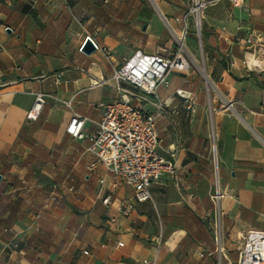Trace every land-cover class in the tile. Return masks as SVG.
<instances>
[{"label":"crops","instance_id":"1","mask_svg":"<svg viewBox=\"0 0 264 264\" xmlns=\"http://www.w3.org/2000/svg\"><path fill=\"white\" fill-rule=\"evenodd\" d=\"M188 3L0 0V264H173L187 231L166 220L188 212L200 219L203 241L185 264L206 262L201 251L213 257L216 246L209 247L212 234L201 218L210 210L215 177L204 106L191 90L192 66L186 74L171 72L157 98H150L164 105L156 119L158 150L174 163L151 185V199L137 202L133 188L99 162L88 170L94 161L88 135L102 114L98 104L115 94L113 69L136 50L167 49L171 28L178 33L183 27ZM251 32L264 42V0H248L244 8L213 0L204 11L208 74L217 77L213 83L224 96L207 108L226 191L221 209L224 236L231 237L227 252L234 249L232 238L243 241L248 230L264 229V58L261 68L247 67L245 59L254 61L243 38ZM87 36L97 45L90 54L81 51ZM194 44L190 36L185 48ZM123 87L138 91L128 83ZM177 88L197 97L195 112L186 111ZM37 92L45 94V103L30 120L26 114ZM133 103L155 111L150 102ZM73 112L86 117L82 138L65 131ZM100 178L105 190L111 188L109 205L102 202ZM123 200L134 205L127 215L118 208Z\"/></svg>","mask_w":264,"mask_h":264},{"label":"built area","instance_id":"2","mask_svg":"<svg viewBox=\"0 0 264 264\" xmlns=\"http://www.w3.org/2000/svg\"><path fill=\"white\" fill-rule=\"evenodd\" d=\"M231 6L244 8L248 0H226ZM213 0H190L182 16L183 27L180 35L171 28L177 38H186L190 30V20L193 21L196 35L200 34L201 20L206 8ZM168 24V21L165 19ZM246 53L254 62L245 59L247 67L261 68L259 61L264 58V42L261 35L251 32L243 38ZM258 61V62H257ZM232 63L230 62V65ZM191 61L185 54V49L156 51L145 53L136 50L123 64L116 66L109 78L115 91L114 96L98 106L102 108L97 127L88 135L90 145L87 151L94 155L88 170H92L99 162L123 184L133 188L134 199L144 202L151 199L150 187L157 182L165 171H172L174 163L166 160L158 150L159 137L156 131V119L164 111L162 102H153L151 97L157 98V88L168 84V75L171 72L187 73ZM104 83L107 80H102ZM128 83L138 89L132 92L123 87ZM175 95L183 98L186 111L191 114L196 110L197 97L184 88H177ZM134 99L150 102L155 111H147L133 103ZM45 103V94L37 92L34 103L26 117L35 120ZM85 115L73 112L65 126V131L72 138H82V127ZM212 164L215 177V189L210 194L212 209L207 211L201 220L207 224L214 235L216 251L220 254L223 247L220 240L222 209L221 202L226 195L225 189L220 188L217 173V157L215 132L212 130ZM100 191H104L103 204L109 205L112 191L104 189L103 178L99 179ZM133 203L127 200L119 202L118 208L123 215L129 214ZM243 245L239 249L234 264H264V229L248 230L243 236ZM118 245H122L118 242ZM86 252V251H85ZM210 252H199L203 257ZM142 264H155L143 259Z\"/></svg>","mask_w":264,"mask_h":264},{"label":"rangeland","instance_id":"3","mask_svg":"<svg viewBox=\"0 0 264 264\" xmlns=\"http://www.w3.org/2000/svg\"><path fill=\"white\" fill-rule=\"evenodd\" d=\"M210 1V0H209ZM148 4L149 1H147ZM190 2V0H189ZM189 4V3H188ZM150 7V5H148ZM190 30L189 33L186 35V38H177L176 35H174L172 32V37H171V43L169 46H167L165 50H170V49H177L179 47H182L187 51V55L189 54V57H191V66L192 68L190 69L194 71V76H195V82L194 87L191 88V90H194L199 98V101L202 103L204 106V115H205V121L204 123L206 124V136H207V147L208 151L210 152V158H212V144H213V139H212V130L215 132V125L212 121L209 109L208 103L211 102L212 100H217L219 101L221 98L224 99V96L221 94L219 91L217 85H215L213 82V79L216 78H211L208 74V68H207V59H206V48L204 45L203 41V17L201 20V29H200V34L196 35L195 30H194V25L193 21L190 20ZM178 31V36L180 35V30ZM193 37L195 44L190 50L185 48L186 40L188 37ZM163 50H159L160 52H164ZM196 61L198 66L202 68V71L198 70L196 68V64L193 61ZM213 77V76H212ZM189 78V77H188ZM168 79V78H167ZM210 82V83H208ZM214 87L217 92L221 94V97L217 94L214 89L211 88L210 85ZM165 86V85H164ZM159 90H157L158 94L161 93V88L158 87ZM215 144H216V157H217V137H216V132H215ZM218 167L219 165L217 164V173H218ZM221 176H219L220 180ZM220 184V183H219ZM220 188L222 189V186L220 185ZM215 189V184H213V189L212 192H214ZM151 193V191H150ZM210 209H212L213 205L210 201L209 206ZM168 225L170 227H181L184 228L187 231V235L185 236V240L183 241L184 243H181L178 247V253L175 255V259L173 260V264H185V262L190 258V254L192 253L193 248L200 243L201 240L200 237V229L198 226L201 225L200 219L194 215L193 213H185L181 217H170L168 220H166ZM222 221H223V215L221 217V230H220V240H221V245L223 247V250H221L220 254L218 251L213 253V257H210L206 255V262L202 263V259L198 261L196 264H234L236 259H237V252L238 248L242 247L243 241L240 240L237 237H234L231 240L234 242V245L232 247L234 248L231 252H227V247H226V239H231L230 236L226 235L224 236V232L222 229ZM202 226V225H201ZM212 234V233H211ZM207 242L209 243V247H211V250L213 251L216 243L214 240V235L212 234V238H207ZM187 242H190L187 243ZM186 257V258H185ZM221 257V258H220ZM218 258V259H217Z\"/></svg>","mask_w":264,"mask_h":264},{"label":"water","instance_id":"4","mask_svg":"<svg viewBox=\"0 0 264 264\" xmlns=\"http://www.w3.org/2000/svg\"><path fill=\"white\" fill-rule=\"evenodd\" d=\"M145 28V26H144ZM9 30V29H7ZM97 48L96 43L93 41V39L90 36H87L81 46V51L85 54H90L93 51H95Z\"/></svg>","mask_w":264,"mask_h":264},{"label":"bare ground","instance_id":"5","mask_svg":"<svg viewBox=\"0 0 264 264\" xmlns=\"http://www.w3.org/2000/svg\"><path fill=\"white\" fill-rule=\"evenodd\" d=\"M193 61H194V63L196 64V68H197L198 70L202 71V68H200V67L198 66V64L196 63V61L194 60V58H193ZM208 83H210V82H208ZM208 85L211 86V84H208ZM211 88L214 89L213 86H211ZM214 91L217 92V90H215V89H214ZM217 94L221 97V94H220L219 92H217Z\"/></svg>","mask_w":264,"mask_h":264}]
</instances>
